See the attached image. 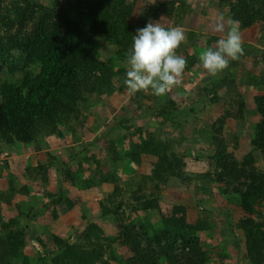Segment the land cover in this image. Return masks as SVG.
Here are the masks:
<instances>
[{
    "label": "rangeland",
    "instance_id": "obj_1",
    "mask_svg": "<svg viewBox=\"0 0 264 264\" xmlns=\"http://www.w3.org/2000/svg\"><path fill=\"white\" fill-rule=\"evenodd\" d=\"M127 2L132 5L128 21L134 35L148 23L183 27L185 39L176 49L187 62L181 83L163 96L150 90L130 95L123 81L131 45L96 34L99 58L116 71L111 85L101 92H84L73 113L55 128L40 126L32 143L6 144L0 139V237L22 239L17 264H53L52 258L61 253L54 236L82 248L99 246L101 258L95 264H127L129 248L114 240L119 225L132 223L137 231L141 226L159 228L174 208H183L187 223L199 227L206 264H256L247 254L239 221L252 217L264 222V196L254 204L255 213H247L234 189H245L249 180L218 182L213 154L217 136L240 168L264 174V151L251 142L260 119L255 97L264 94V20L250 26L237 23L244 55L210 76L198 57L231 27L227 4ZM25 6L35 11V18L21 29L25 33L43 10L66 13L82 29L91 23V1L0 0L4 40L17 28L4 24L9 11ZM220 24L224 31L216 30ZM13 56V70L0 65V85L19 82L26 71L38 70L20 52L13 51ZM218 127L220 134L215 132ZM144 140L151 141L153 149L145 150ZM164 152L176 158L174 166L182 178L170 172L159 176L158 160ZM249 155L252 164L243 165ZM148 201L157 206L144 208ZM92 224L97 228L88 241L84 234ZM182 251L178 245L174 254L179 257Z\"/></svg>",
    "mask_w": 264,
    "mask_h": 264
},
{
    "label": "trees",
    "instance_id": "obj_2",
    "mask_svg": "<svg viewBox=\"0 0 264 264\" xmlns=\"http://www.w3.org/2000/svg\"><path fill=\"white\" fill-rule=\"evenodd\" d=\"M87 1H91V23L87 29L80 28L66 13L43 10L37 15L33 28L25 33L21 29L35 18L33 8L15 7L9 11L4 24L17 28L6 40L0 34V65L13 70L16 67L13 51H18L23 59L37 65L38 70L26 71L19 82L5 81L0 85V139L6 144L32 143L40 126L55 128L63 116L73 113L84 92H101L111 85L116 71L99 58L94 36L102 34L115 43L130 46L135 30L128 21L132 5L127 0ZM220 2L228 5L233 21L245 26L258 19L264 20V0ZM255 103L260 119L251 142L255 148L264 151V94L257 95ZM220 130L216 128V134H220ZM215 137L219 141L213 154L216 180L224 183H232L240 177L249 180L244 183L245 189L235 187L234 190L239 195L241 207L247 213H255L254 204L264 196V174L240 168L234 156L226 151L221 138ZM151 144L144 140L142 146L151 150ZM132 156L136 157L137 153ZM175 159L165 152L159 156V176L170 172L182 178V171L174 166L177 165ZM252 162L249 155L243 165ZM60 198L59 194L56 200ZM154 206H157L155 202L148 201L144 208ZM178 211L179 217L176 216ZM239 225L244 230L248 256L254 263L263 264L264 222L247 217L241 219ZM94 228L97 226H87L84 238L88 241ZM140 229L142 231H137L132 223L120 224L114 235V240L126 245L131 252L127 264H161V261L166 264H206L205 251L197 233L199 227L187 223L183 208H174L172 216L163 219L159 228L149 230L141 226ZM54 238L61 253L52 258L53 264H95L101 258V249L97 245L89 243L91 248H82L68 240ZM22 244V239L16 235H7L5 240L0 237V264H17L14 259L22 256ZM178 245L183 249L179 257L174 254Z\"/></svg>",
    "mask_w": 264,
    "mask_h": 264
},
{
    "label": "clouds",
    "instance_id": "obj_3",
    "mask_svg": "<svg viewBox=\"0 0 264 264\" xmlns=\"http://www.w3.org/2000/svg\"><path fill=\"white\" fill-rule=\"evenodd\" d=\"M236 21L214 47L203 50L198 57L200 65L210 76L225 70L230 61L244 55L240 30ZM217 31H224L223 24ZM185 36L179 27H163L159 22L148 23L132 35V44L126 55L124 85L130 95L150 90L155 96L165 95L171 88L181 83L186 67L183 56L176 49Z\"/></svg>",
    "mask_w": 264,
    "mask_h": 264
},
{
    "label": "crops",
    "instance_id": "obj_4",
    "mask_svg": "<svg viewBox=\"0 0 264 264\" xmlns=\"http://www.w3.org/2000/svg\"><path fill=\"white\" fill-rule=\"evenodd\" d=\"M180 28H183V27H180Z\"/></svg>",
    "mask_w": 264,
    "mask_h": 264
}]
</instances>
